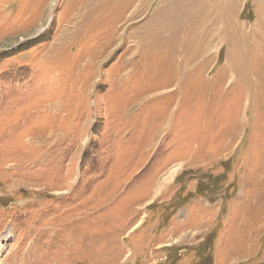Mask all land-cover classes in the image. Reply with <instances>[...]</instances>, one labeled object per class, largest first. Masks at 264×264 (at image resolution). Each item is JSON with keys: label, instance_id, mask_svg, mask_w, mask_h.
<instances>
[{"label": "rangeland", "instance_id": "374dc122", "mask_svg": "<svg viewBox=\"0 0 264 264\" xmlns=\"http://www.w3.org/2000/svg\"><path fill=\"white\" fill-rule=\"evenodd\" d=\"M0 264H264V0H0Z\"/></svg>", "mask_w": 264, "mask_h": 264}]
</instances>
